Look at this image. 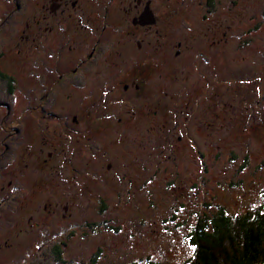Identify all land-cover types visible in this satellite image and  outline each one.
<instances>
[{
	"label": "rangeland",
	"instance_id": "374dc122",
	"mask_svg": "<svg viewBox=\"0 0 264 264\" xmlns=\"http://www.w3.org/2000/svg\"><path fill=\"white\" fill-rule=\"evenodd\" d=\"M171 1L166 10L179 23L161 22L184 44L165 50L171 65L157 116L115 125L102 114L77 129L35 123L49 141L38 149L53 154L47 164L34 144L30 155L24 128V191L3 212L0 264H30L56 237L65 239V264H187L200 220L219 207L264 210V0H213L209 13L206 0ZM12 3L0 0V10Z\"/></svg>",
	"mask_w": 264,
	"mask_h": 264
},
{
	"label": "flooded vegetation",
	"instance_id": "af4514ba",
	"mask_svg": "<svg viewBox=\"0 0 264 264\" xmlns=\"http://www.w3.org/2000/svg\"><path fill=\"white\" fill-rule=\"evenodd\" d=\"M212 1L206 0L208 13L214 8ZM10 2L11 7L0 10V193L9 183L15 194L9 202L0 197V224H4L3 212L14 210L24 191L17 170L26 140L24 128L31 129L33 156L37 143L46 150L49 142L43 141L35 123L77 129L101 120L103 114L115 125L142 124L163 107L160 94L166 82L162 80L171 65L165 50L184 44L183 36L168 35L172 26L161 22L171 17V24L179 23L176 14L166 10L171 0ZM174 55L178 61L182 50ZM17 97L23 98L20 106ZM40 146L35 153L40 152L39 158L47 164L52 151L42 150L45 157ZM29 165L32 170L33 161ZM111 166L109 162L107 167ZM8 174L14 177L6 184ZM51 240L52 245L65 243L64 238Z\"/></svg>",
	"mask_w": 264,
	"mask_h": 264
},
{
	"label": "trees",
	"instance_id": "16d2710c",
	"mask_svg": "<svg viewBox=\"0 0 264 264\" xmlns=\"http://www.w3.org/2000/svg\"><path fill=\"white\" fill-rule=\"evenodd\" d=\"M190 236L196 255L187 264H264V210L232 215L219 207L200 220ZM61 246L54 243L30 264H65Z\"/></svg>",
	"mask_w": 264,
	"mask_h": 264
}]
</instances>
